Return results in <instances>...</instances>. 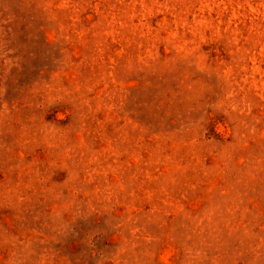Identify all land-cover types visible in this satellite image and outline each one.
<instances>
[{"label": "rangeland", "instance_id": "374dc122", "mask_svg": "<svg viewBox=\"0 0 264 264\" xmlns=\"http://www.w3.org/2000/svg\"><path fill=\"white\" fill-rule=\"evenodd\" d=\"M0 264H264V0H0Z\"/></svg>", "mask_w": 264, "mask_h": 264}]
</instances>
